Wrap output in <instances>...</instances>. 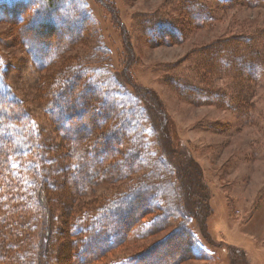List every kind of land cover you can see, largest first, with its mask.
<instances>
[{
	"label": "trees",
	"instance_id": "1",
	"mask_svg": "<svg viewBox=\"0 0 264 264\" xmlns=\"http://www.w3.org/2000/svg\"><path fill=\"white\" fill-rule=\"evenodd\" d=\"M246 1L253 6L264 4V0ZM181 4L194 25L211 23L212 16L200 1L183 0ZM0 8V21H30L20 34L37 69L51 65L73 43L90 35L96 25L86 0H0ZM145 26L151 37L158 34L161 42L169 40L176 29L168 20L147 21ZM99 36L92 56L94 64L83 60L68 64L41 85L47 115L64 141L62 150V146L46 140L39 148L23 102L0 93L7 96H0V264H51L53 259L58 264L61 254L67 264H177L200 256L191 225L193 216L183 203L178 175L147 145L149 135H155L149 105L112 74L103 56L108 48ZM263 40L258 35L225 39L204 51L205 64L212 66L211 72L256 82L264 70ZM227 50L233 51L231 56L247 58L232 62ZM220 58H225V65L215 68L212 64ZM245 65L251 66V75L243 74ZM181 80L174 78L172 83L186 98H194L190 95L194 92L202 102L231 105L228 93L190 86ZM132 123L135 125L130 127ZM53 152L56 156L51 155ZM39 155L40 162L36 161ZM52 158L61 160L65 168L60 172L67 177L62 173L57 179L50 174L46 181L48 170L61 166L53 165ZM23 161L34 178L30 182L16 171L20 170L16 164ZM33 167L41 168L42 174L32 173ZM116 181L125 184L99 197L96 205L73 210L76 196L102 182ZM124 205L129 207L122 210ZM56 208L66 222L62 236L54 233ZM39 219L44 220V233L38 252L32 226L38 228ZM172 223L175 225L169 234L142 252L102 260L120 243L145 238ZM168 243H172L171 248L166 247Z\"/></svg>",
	"mask_w": 264,
	"mask_h": 264
},
{
	"label": "rangeland",
	"instance_id": "2",
	"mask_svg": "<svg viewBox=\"0 0 264 264\" xmlns=\"http://www.w3.org/2000/svg\"><path fill=\"white\" fill-rule=\"evenodd\" d=\"M198 1L212 16L208 25L191 23L183 10V0H86L96 18L95 29L44 69H37L20 34V29L30 23L28 18L19 23L1 20L0 93L23 102L39 148L46 140L62 146V150L64 141L47 115L41 85L68 64L81 60L94 64L92 56L101 34L108 48L103 53L104 61L110 65L112 74L129 91L147 101L155 127V135H149L147 145L178 175L183 203L193 216L191 225L197 235L196 250L201 251L200 256L182 259L177 264H264V70L256 82L228 73L217 74L205 64L204 53L208 47L228 38L258 35L264 39V4L253 6L246 0ZM156 20H168L176 28L169 40L161 42L158 34L153 38L145 29V22ZM232 52L227 50L232 62L247 58L241 54L231 56ZM224 60H215L212 65L222 67ZM241 69L245 75L252 73L250 65ZM174 78L190 86L228 93L231 105L202 102L194 92H190L194 98H186L175 89ZM38 158L40 155L36 161ZM55 159L59 161L52 158L53 165L61 164V160ZM16 166L25 182L34 179L28 174L25 161ZM61 168L65 166L48 170L46 181L50 174L61 178ZM33 172L42 174L38 167ZM124 184L102 182L76 196L72 208L94 206L99 197L110 195ZM128 207L124 205L122 210ZM57 208L54 233L62 236L67 230L66 222ZM38 224V228L32 226L37 251L43 240L44 220L39 219ZM174 225L155 229L142 239L126 240L102 260L138 254L160 242ZM171 244L166 247L171 248ZM65 257L61 254L58 264H67ZM53 260L51 264H57Z\"/></svg>",
	"mask_w": 264,
	"mask_h": 264
}]
</instances>
